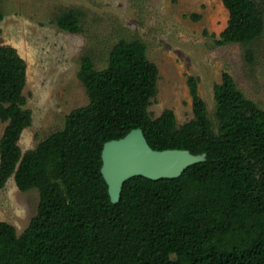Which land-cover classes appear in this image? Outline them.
<instances>
[{"label": "trees", "instance_id": "16d2710c", "mask_svg": "<svg viewBox=\"0 0 264 264\" xmlns=\"http://www.w3.org/2000/svg\"><path fill=\"white\" fill-rule=\"evenodd\" d=\"M221 1L229 19L214 43L242 45L251 61L248 46L264 33V0ZM83 16L71 8L55 23L80 34ZM78 78L89 103L23 152L20 141L33 121L23 94L27 64L14 47L0 45V120L8 123L0 189L14 178L22 192L40 194L21 235L0 222V264H264V110L232 75L224 72L215 86L217 130L192 76L190 121L179 125L170 109L151 116L159 70L141 39H120L104 69L83 55ZM136 129L154 150H188L206 160L177 179L132 178L113 204L101 173L103 146Z\"/></svg>", "mask_w": 264, "mask_h": 264}, {"label": "rangeland", "instance_id": "374dc122", "mask_svg": "<svg viewBox=\"0 0 264 264\" xmlns=\"http://www.w3.org/2000/svg\"><path fill=\"white\" fill-rule=\"evenodd\" d=\"M71 8L84 12L80 34L64 32L55 23ZM0 13V45L14 47L27 64L23 94L33 121L20 141L23 152L62 130L67 116L89 103L78 78L82 56L90 55L104 69L111 48L123 38L141 39L158 67V94L149 109L153 118L167 109L175 112L179 125L193 118L192 76L217 130L215 86L224 72L264 110V33L248 46L251 61L242 45L217 46L214 36L229 19L221 0H1ZM191 15L201 18L194 21ZM7 124L0 120V141ZM39 203L38 190L22 192L11 178L0 189V222L12 224L21 235Z\"/></svg>", "mask_w": 264, "mask_h": 264}, {"label": "water", "instance_id": "95a60500", "mask_svg": "<svg viewBox=\"0 0 264 264\" xmlns=\"http://www.w3.org/2000/svg\"><path fill=\"white\" fill-rule=\"evenodd\" d=\"M205 160L206 154L194 155L188 150H154L142 129H136L122 139L104 144L101 173L111 202L118 204L128 180L139 176L154 181L177 179L190 166Z\"/></svg>", "mask_w": 264, "mask_h": 264}]
</instances>
